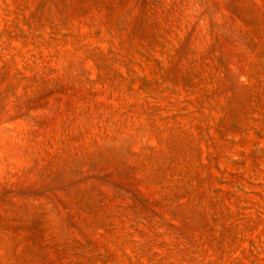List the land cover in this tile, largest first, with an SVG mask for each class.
<instances>
[{"label": "rangeland", "instance_id": "obj_1", "mask_svg": "<svg viewBox=\"0 0 264 264\" xmlns=\"http://www.w3.org/2000/svg\"><path fill=\"white\" fill-rule=\"evenodd\" d=\"M0 264H264V0H0Z\"/></svg>", "mask_w": 264, "mask_h": 264}]
</instances>
